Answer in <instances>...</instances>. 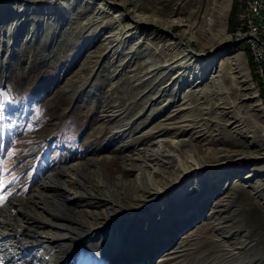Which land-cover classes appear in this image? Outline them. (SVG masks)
<instances>
[{
	"label": "rangeland",
	"instance_id": "1",
	"mask_svg": "<svg viewBox=\"0 0 264 264\" xmlns=\"http://www.w3.org/2000/svg\"><path fill=\"white\" fill-rule=\"evenodd\" d=\"M129 1L132 8L145 15L173 21L167 35H181L185 27L176 21L187 22L192 37L189 44L203 54V60L210 59L213 70L220 66L226 76L221 93L203 81L201 86L209 91L205 92V99L192 105L199 108L197 113L206 112L204 127L208 139L213 147L224 151L220 160L237 151L247 156L233 159L234 169L220 190L206 199L199 220H179L177 216L202 197V189L188 193L182 202L169 203L166 195L162 204L138 216L134 230L123 236L121 248L125 251L121 260L124 264H264V81L257 75L260 68V76H264L258 54L262 51L264 58V38L249 35L250 0ZM52 3L61 10L47 11L45 0H0V197L4 198L0 208L12 198L28 199L35 183H41L47 174L72 162L86 161L91 155L104 157L121 168L123 154L165 115L164 110L152 106L147 118L149 113H139L138 106L132 108L131 127L122 136L112 129L116 122L104 124L100 111L111 110V105L118 103L116 96L122 100L118 104L123 105L121 91L128 89L133 95L132 86L137 85L133 73L139 71L137 75H143L145 60L158 42L144 32L140 46L130 37L121 43L120 52L108 50L105 34L114 29L109 14H99L95 4L81 1L62 0V6L59 0ZM19 4L25 6L20 12ZM146 41L151 46H146ZM239 69L241 76L235 72ZM168 93L159 94L155 102L168 97L172 114H188L187 110H172L181 103V94L170 97ZM100 124L101 133L96 130ZM190 131H185L186 137ZM212 156L204 160L211 161ZM173 176L174 173L167 174L163 181ZM109 196L121 206H127L128 201L145 204L144 199L120 200L122 196L113 193ZM139 204L136 207H143ZM162 205L165 210L161 214L158 212ZM71 216L80 219V224L86 222L81 221L83 216ZM125 220L133 221L129 217ZM218 221L221 229L216 227ZM174 228L179 229L173 236ZM66 234L71 237H65L67 245L62 250L54 248L48 261L33 264L63 261L79 232L70 229ZM168 237L172 243L165 248ZM44 249L34 254L43 257ZM86 251L83 245L75 249L72 263L100 261L86 255Z\"/></svg>",
	"mask_w": 264,
	"mask_h": 264
},
{
	"label": "bare ground",
	"instance_id": "2",
	"mask_svg": "<svg viewBox=\"0 0 264 264\" xmlns=\"http://www.w3.org/2000/svg\"><path fill=\"white\" fill-rule=\"evenodd\" d=\"M45 1L47 11L61 10L60 6L56 8L58 4L52 3L55 0ZM74 1L95 4L99 14L110 15V23L114 25V29L105 34V43L110 48L108 50L120 52L121 43L130 37L136 39L135 42L139 45L144 32H149L158 42L157 46L153 47L150 57L145 60L143 75H137L139 71L133 73V82L137 83L132 86L133 89L131 88L133 95L128 89L121 91V95L125 98L124 106L118 104L122 100L120 101L116 96L115 101L118 100V103L112 104L111 110L100 111L102 122L106 125L112 120L116 122L112 129L116 135L122 136L131 127L132 113L129 112L132 108L138 106L139 113H149L147 118L153 110L152 106L157 107L159 111L164 110L165 115L155 122L150 130L143 133V138L135 147L123 154L121 168L111 165V161L103 159L104 157L89 155L86 161H75L47 174L28 199L16 197L7 201L8 203L0 208V264L2 262L7 264L44 263L48 261L46 259L48 256L51 258L54 248L62 250L67 245L65 237L71 236H68L66 231L70 229L74 233L79 232V235L73 238L74 245L68 246L69 249L64 255L66 257L63 256L65 259L57 260L54 264H73L72 261L76 257L75 249L81 248V245L88 249L86 255L91 254L99 258L100 261L97 264L118 262L124 264L121 260L125 251L121 248L123 236H127L131 230H134L136 219L140 218H137L138 216H143L142 213L148 209L162 204L166 195L169 196V203L170 200L176 203L186 198L188 193L202 189L203 198L198 197L197 202L190 207L187 206L189 208L180 211L177 216L179 220L182 218L199 220L206 199L212 196L215 190H220L221 185L227 180L228 173L234 169L236 163L233 159H241L246 155L237 151L228 159L220 160L224 151L221 147H213L208 139L204 127L206 112L199 114L196 110L199 108L192 105L198 99H205V92L209 91L201 86L203 81L207 80L216 88V91L219 90L221 93L223 90L221 84L226 76L224 77L222 73L224 71L220 69V66L217 70H213L210 59L203 60V54L189 44L192 37L191 28L187 22L176 21L185 27L181 35H167L166 32L173 21H162L153 14L145 15L138 9L132 8L129 0ZM59 2L62 6V0ZM24 7L19 4L17 10L20 12ZM148 26H152L151 29H147ZM164 38L167 39L166 42H162ZM145 45L150 43L147 42ZM235 72L239 73V76L242 75L240 69ZM187 84L190 86L185 88ZM166 90L170 92L168 93L170 97L177 93L181 94V103L172 110H187L188 114L181 115L177 112L172 114L169 111L171 104L168 97L159 103L155 102L159 94L167 93ZM210 92L212 93L211 89ZM112 93L118 92L112 91ZM112 112L117 114L114 115ZM189 128L191 131L186 137L185 131ZM96 130L101 133L102 125ZM210 154L214 157L211 161L218 163L217 165L204 164L211 162L204 160ZM170 173H174V176L171 179L168 177L164 182L163 177ZM111 193L121 195L122 198H118L120 200L144 199L145 204H134L135 202L128 201L127 206H121L119 202L116 204L115 200H111L109 196ZM217 202L219 203L216 200L215 203ZM33 204L34 207H27ZM138 204L143 207H136ZM130 210L132 211L127 215L126 212ZM164 210L165 206L162 205L158 213ZM88 214L89 218L86 217ZM71 215L83 216L85 219L81 221L86 222L80 224V219L79 221L73 219ZM104 215L106 216L100 221ZM125 217L133 221L126 223ZM90 218L95 222L94 224ZM220 226L221 222L218 221L216 227ZM182 227L184 226L180 228ZM178 229L174 228L173 236ZM121 234L122 236H119ZM80 237L82 238L79 239ZM171 243L172 240L168 237L165 248H168ZM42 248L46 249L43 257L34 254ZM29 250H33V253H28ZM25 253L28 254L25 255ZM41 258L44 260L41 261Z\"/></svg>",
	"mask_w": 264,
	"mask_h": 264
},
{
	"label": "built area",
	"instance_id": "3",
	"mask_svg": "<svg viewBox=\"0 0 264 264\" xmlns=\"http://www.w3.org/2000/svg\"><path fill=\"white\" fill-rule=\"evenodd\" d=\"M251 2V23L248 26L249 35H256L258 39L264 38V1L250 0ZM249 38V37H248ZM251 48V47H250ZM261 65H264V58L261 53ZM257 75L264 81V76H260V68L257 70Z\"/></svg>",
	"mask_w": 264,
	"mask_h": 264
},
{
	"label": "snow or ice",
	"instance_id": "4",
	"mask_svg": "<svg viewBox=\"0 0 264 264\" xmlns=\"http://www.w3.org/2000/svg\"><path fill=\"white\" fill-rule=\"evenodd\" d=\"M3 199H4L3 197H0V203H2V202H3Z\"/></svg>",
	"mask_w": 264,
	"mask_h": 264
},
{
	"label": "water",
	"instance_id": "5",
	"mask_svg": "<svg viewBox=\"0 0 264 264\" xmlns=\"http://www.w3.org/2000/svg\"><path fill=\"white\" fill-rule=\"evenodd\" d=\"M39 184H40V181H39V183L37 184V186H38ZM35 188H36V187H35ZM35 188H34V189H35ZM34 189H33V190H34ZM33 190H32V191H33ZM32 191H31V192H32ZM156 255H158V253H156Z\"/></svg>",
	"mask_w": 264,
	"mask_h": 264
},
{
	"label": "trees",
	"instance_id": "6",
	"mask_svg": "<svg viewBox=\"0 0 264 264\" xmlns=\"http://www.w3.org/2000/svg\"><path fill=\"white\" fill-rule=\"evenodd\" d=\"M35 185H36V183H35ZM35 185H34V186H35Z\"/></svg>",
	"mask_w": 264,
	"mask_h": 264
}]
</instances>
